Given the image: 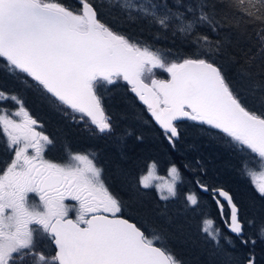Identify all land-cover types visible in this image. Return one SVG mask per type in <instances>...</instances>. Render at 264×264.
<instances>
[{"label":"snow or ice","instance_id":"obj_1","mask_svg":"<svg viewBox=\"0 0 264 264\" xmlns=\"http://www.w3.org/2000/svg\"><path fill=\"white\" fill-rule=\"evenodd\" d=\"M117 4L126 20H144L181 36L193 54L169 59L170 50L132 40L100 18L96 0H78L76 8L63 0H0V61L70 122L92 126L101 135L114 131L104 91L123 81L172 151L181 139L179 123L191 121L253 157L261 168L259 183L244 160L241 173L264 200V0ZM202 27L214 35L200 32ZM226 29L254 35L256 54L242 62L231 54L226 38L219 37ZM229 64L239 65L235 80L228 75ZM157 70L169 78L157 79ZM249 96L256 107L246 103ZM9 101L14 108L6 107ZM0 136L11 153L0 167V264H185L171 249L175 240L198 244L203 264H258L254 248L257 239L264 241V221L255 237L246 238V226L255 221L242 216L229 190L202 179L208 175L203 160L184 167L201 177L193 182L208 194L220 224L202 212L194 240L167 210V202L179 199L183 182L175 162L163 183L157 162L151 161L130 185L137 194L154 189L164 204H141L137 211L144 218L137 220L125 216L128 205L110 190L94 153L68 148L61 162L46 158L53 139L24 98L3 87ZM199 204L196 192L184 194V209ZM233 237L252 246L242 259L228 251L235 248ZM38 238L47 239L51 251L38 250Z\"/></svg>","mask_w":264,"mask_h":264},{"label":"trees","instance_id":"obj_2","mask_svg":"<svg viewBox=\"0 0 264 264\" xmlns=\"http://www.w3.org/2000/svg\"><path fill=\"white\" fill-rule=\"evenodd\" d=\"M63 2L74 8L73 5H69L67 0H63ZM171 2L172 0H169L170 4ZM96 3L100 10V18L132 40L146 42L162 52L170 50L172 59L193 54L194 49L181 36H173L171 31L160 30L144 20L135 22L126 20L116 2L101 1ZM76 7H78V3ZM198 30L214 35L207 27ZM247 31L252 33L253 30L248 27ZM219 37L226 38L229 52L237 56L241 62L246 55L251 56L257 52L254 35L249 38L247 34L226 29L220 31ZM4 66L5 64L0 61V86L9 89V91H19L22 94L25 106L42 123L43 130L54 141V146L47 151V156L54 159L63 158L68 148L72 152L93 151L98 163L104 168V176L109 187L128 205L125 211L126 217L140 220L144 218V215L131 205V192L122 184V179L118 177L115 171V164L124 167L123 179L126 180V183L130 181L134 184L136 177L152 160L168 159L180 167L182 177L187 175L194 178L192 171H189L184 165H195V161L200 159L208 166V175L202 179L207 180V183L212 186H223L233 194L236 202L241 206L242 216L246 220L255 221L253 226H246V238L256 236L260 222L264 221V200L256 195L250 179L241 173V162L244 160L250 171L257 166V163L248 154L242 156L235 146L219 137L215 131L200 128L191 121H181L179 123L181 139L177 145V151H172L160 135L159 129L155 124L149 122L146 107L138 101L134 94L129 92L128 86L121 81L116 87L110 86L104 91L105 109L112 119L114 131L111 134L101 135L93 127L70 122L69 119L60 114L55 105L43 101L34 91L28 90L16 76L10 77L5 74L2 71L5 70ZM227 67L229 77L235 80L239 65L229 64ZM156 75L158 79L169 78L163 70H157ZM246 103L249 107H256L251 96ZM135 113L138 115V120L143 122L142 125L139 124L138 126L128 122L130 118L127 116L129 114L134 116ZM137 137H142V139L138 140ZM147 148L154 152L146 153ZM120 155L128 159L126 163L120 160ZM144 193L147 194L146 191ZM148 198L150 200L146 204L148 208H155L154 204H158L155 197L150 194ZM213 206L214 215L217 210L214 204ZM200 215L201 213L195 216V223ZM221 226L223 227L222 224ZM191 235L194 240L198 239L194 232ZM233 240L235 241V248H228V251L242 259L252 246L241 245L235 237ZM262 242L264 241L257 239L254 248L258 264H264V245ZM225 247L227 248V245ZM171 249L177 257L185 261V264H193L187 260L191 259L189 253L176 240L173 241Z\"/></svg>","mask_w":264,"mask_h":264},{"label":"rangeland","instance_id":"obj_3","mask_svg":"<svg viewBox=\"0 0 264 264\" xmlns=\"http://www.w3.org/2000/svg\"><path fill=\"white\" fill-rule=\"evenodd\" d=\"M67 1L69 2V5H73L74 8H76V4L78 3V0H67ZM101 1H106L107 3H110V2H116L117 3V0H96V2H101ZM118 2L119 3H122L123 0H118ZM141 43H146V42H141ZM154 49H156V48H154ZM168 58L169 59H172L171 56H169ZM176 58H178L177 55H176ZM3 68L5 70H2V71L5 74H7L10 77H14V75H10L8 73V71H7V69H6L5 66ZM155 76L157 78L156 73H155ZM0 87H2V86H0ZM6 90L9 91V89H6ZM9 92H17L19 95L22 96V94L19 91H9ZM6 107H8V108L11 109V108H14L15 105L12 102L9 101L6 104ZM127 117L130 118V120H128V122L135 123L138 126H139V124L140 125L143 124V122H141L140 120H138V115H136V113H135L134 116L132 114H129ZM90 127H92V126H90ZM1 137L2 136H0V139H1ZM0 142H1L2 145L5 146V143L3 142V137L0 140ZM53 146H54V144L52 146H50L49 150H51L53 148ZM86 152H92V153H94L91 150H88ZM147 152H154V151L151 150V149H149V148H147L146 149V153ZM65 156L66 155H63V158L61 157V158H56V159L49 158L47 156V152H46V158L51 159V160L56 161V162L63 161L64 158H65ZM10 158H11V153L6 149V146H5L4 147V153H0V161H6V160H9ZM120 160L123 163H126V161L128 159L125 158V157H123L122 155H120ZM152 161H156L157 162L156 174L159 177L162 178L161 181H159V182L163 183L164 181L170 179V177L168 176V167H169V165H170V163L172 161H170L168 159H160L159 161H157V160H152ZM136 165H138V163H136ZM146 166H145L143 172L146 170ZM191 166L194 167L195 165L191 164ZM211 168H213V167L211 166ZM123 169H124V167L122 165L115 164V171H116L118 177L120 179H122V184L124 185V187L126 189L128 188L127 190L131 192V196H132L131 197L132 200H130L131 205H133L136 209H138L141 206V204H143V206L146 208V206H147L146 204H148V202H150L148 196L151 194L152 196L155 197L157 203L160 204L161 207H164V204L162 202H159L158 201L157 194H156V192H155L154 189L147 190L146 191L147 194L144 193V192H140V193L137 194L135 192V190L130 187V185H131L132 182L129 181V182L126 183V180L123 179V174H124V170ZM251 171H255L256 176H257V183H259V175L261 173V168L258 166V163H257V166L256 167H254L253 169H251ZM194 176H195L194 178H191L190 176H187V175H186V177H183V182L178 186V191L180 193V197L177 200H172V201L167 202V210L170 212V214L172 216H174L180 223H182L185 226V229H186L187 232H189L190 234L192 232H194V235L198 237L197 227H198V224H199V221H200V217L198 218V221H196V223H195L194 219H195V216H198L199 215V213H202V212L203 213H209V214H211L212 217H214L216 219L217 224H220V222L218 220L219 217H218L216 211H215V214L213 215L212 207L214 208V206H213V203H212L211 199L209 198L208 194L207 193H204V192H201L200 189L193 182L196 179H201L200 176L198 174H194ZM205 182L207 183V180H205ZM110 190L115 194V192L111 188H110ZM186 192H196L199 195V197H200V204L194 210H186L183 207V196H184V194ZM154 205L156 206V204H154ZM251 207H252V205H251ZM147 208H148V206H147ZM143 215H144V213H143ZM176 242L180 243L183 246L184 250H186L189 253V256H190L191 259L190 260L187 259V260L190 263L192 262L193 264H203V258L200 256V251H199V245L198 244L194 245L191 242L185 243V242H182L181 240H176ZM262 245H264V242H262ZM249 249H252V248L250 247ZM195 254H197V256H195Z\"/></svg>","mask_w":264,"mask_h":264},{"label":"flooded vegetation","instance_id":"obj_4","mask_svg":"<svg viewBox=\"0 0 264 264\" xmlns=\"http://www.w3.org/2000/svg\"><path fill=\"white\" fill-rule=\"evenodd\" d=\"M1 139H2V137H1ZM4 147L5 146L2 145L0 142V153H4ZM6 161H8V160H6ZM6 161H0V167H2ZM71 215L74 217V213H72ZM37 244H38V250L51 251V246L49 245L47 239H39L38 238Z\"/></svg>","mask_w":264,"mask_h":264},{"label":"bare ground","instance_id":"obj_5","mask_svg":"<svg viewBox=\"0 0 264 264\" xmlns=\"http://www.w3.org/2000/svg\"><path fill=\"white\" fill-rule=\"evenodd\" d=\"M159 165V164H158Z\"/></svg>","mask_w":264,"mask_h":264}]
</instances>
